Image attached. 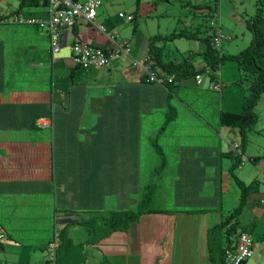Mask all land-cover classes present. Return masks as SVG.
<instances>
[{
    "label": "crops",
    "instance_id": "obj_1",
    "mask_svg": "<svg viewBox=\"0 0 264 264\" xmlns=\"http://www.w3.org/2000/svg\"><path fill=\"white\" fill-rule=\"evenodd\" d=\"M19 1H14L16 9H11L10 3L0 0V16L11 12L23 15L24 9H30L25 13L32 18L47 16L41 0L38 5L17 12ZM133 5L128 3L126 8L134 7V11L109 14L106 24L111 33H120L119 42L129 46L130 56L142 60L148 55L150 38L162 33L160 24L154 21L150 30H135L136 26L128 24L135 21L137 8ZM194 5L214 11L213 17L209 15L204 36L192 31L188 43L174 47L179 51L174 55L166 41L157 44L168 51L164 57L172 55L174 61H181L192 52L191 61L197 69L206 64L201 38L219 29L224 34L225 25L230 40L239 20L222 18V10H211L208 1H195ZM100 14L96 18L102 20ZM128 15L131 20H126ZM16 24H0V225L7 236L0 245V264H46L52 255L48 243L65 225L73 243L81 242L76 250L88 256L89 264H222L220 251L218 260L212 255L208 235L223 216L221 210L217 216L213 214L218 207L153 208L130 222L126 229L97 240H88L93 230L88 236L87 228L82 227L89 225L79 221L90 218L92 213L105 215L137 206L148 185H141L137 175L142 168L143 139L150 137L149 122L161 116L165 122L159 131L170 120L178 122L176 130L159 133L164 137L160 145L155 138L152 141L159 157L157 169L176 170V202L215 204L217 198L213 194H219L222 174L231 158L227 154L232 152L229 143L239 142L244 148L238 129L220 123L221 112L236 114L243 108L244 86L238 84L241 74L237 64L226 60L219 65L215 73L219 91L210 87L208 71L198 74L200 83L195 77L189 79L191 82L171 81V77L166 82H150L131 68L128 56L100 68L81 70L73 68L70 44L77 36L107 48L111 44L104 34L81 22L75 23L73 29L63 32L62 48L53 63L48 55L47 32L33 24H26L35 26L33 32L19 30L14 28ZM193 28L199 32L195 24ZM16 32L21 37L11 36ZM39 36L42 47L35 44ZM177 37L180 36L174 38ZM219 51L222 52L221 41ZM38 69L47 71L49 84L17 89L25 75L31 72L34 77ZM213 93L217 110L198 113L193 105L200 102L199 110H203L200 106L207 109L204 96ZM176 107L185 113L177 112ZM39 119L48 120L49 124L38 126ZM254 131L259 129H249L245 139ZM191 132L198 136H191ZM193 139L198 142H188ZM259 147L262 150V145ZM245 157L255 164L257 153ZM152 159L157 158L151 155L148 162ZM112 170L116 172L113 174ZM242 172L243 178L248 177L245 170ZM206 179H212L217 187L212 195L204 197ZM258 188L244 204L246 210H251L249 221L238 220L240 230L252 235L257 257L264 247V187L259 184ZM239 231L230 235L225 234L229 231L224 228L225 240L220 248L234 243ZM23 232L32 235L26 242L18 238Z\"/></svg>",
    "mask_w": 264,
    "mask_h": 264
},
{
    "label": "rangeland",
    "instance_id": "obj_2",
    "mask_svg": "<svg viewBox=\"0 0 264 264\" xmlns=\"http://www.w3.org/2000/svg\"><path fill=\"white\" fill-rule=\"evenodd\" d=\"M16 0H6V2L10 3L11 9H16L14 6H16V3L14 2ZM136 0H103L102 5L98 8V12L102 13V20L99 18V16L96 18V22L98 24H102L106 32L112 34L114 37L116 36L117 41L119 42V39L121 40L120 33L117 35L116 33H111L110 28L107 26L106 22L108 17L113 14H117L118 12L126 13L125 11H134V7L131 10H128L126 6L128 3L135 4ZM195 1L200 0H139V6L135 12V21L129 22L131 26H136L135 30L142 28V29H151V22H155L156 24H160V31L162 35L170 34L172 32H179L181 30H190L195 31V34L199 36H204V30L206 28L207 20H209V15L213 14V12H210L208 8L203 7H197L195 6ZM201 1H208V4L212 5V9H215V6L217 8V12L222 10V18H226L228 21L233 19H237L238 17V24L234 27L232 31H234L235 35H231V39H228V36L225 34L228 32V27L223 26L222 30L225 34L226 38H222L221 41V50L224 53H236L240 49L245 48L252 37V33L248 27L245 25L246 19L254 15L256 12L255 7V0H201ZM136 5V4H135ZM133 5V6H135ZM25 11L29 12L30 9H24L22 11V16L25 18L30 17L31 15H28L25 13ZM12 13V12H11ZM11 13H7L5 15H10ZM110 14V15H109ZM213 17V15H212ZM32 18V17H30ZM36 19V18H34ZM143 20V21H142ZM145 20V21H144ZM146 22V24H144ZM227 22V21H226ZM199 23V24H198ZM228 23V22H227ZM12 24V23H10ZM23 24V25H22ZM27 23H17L14 25V28H17L19 30H28L29 32H33L35 29V26L33 25H26ZM196 25L199 32H197L193 25ZM198 24V26H197ZM138 27V28H137ZM199 27V28H198ZM220 30V29H219ZM221 34H223L220 31ZM223 34V35H224ZM11 36H15L16 38L21 37L20 34L17 32L15 34H12ZM175 35L170 36L166 38V44L170 48V50H174L177 45H185V43H188V36H180L177 38ZM41 36L37 37V42L35 44L37 46L42 47V41ZM49 46V45H48ZM216 45H213L214 50H218L219 47H215ZM173 54V53H172ZM176 56V55H175ZM204 59V57H202ZM60 71V69H59ZM43 72V73H42ZM43 69H38L34 72V77H32L31 72L29 75H25V80H21L19 84H17V89H25V88H35L37 86H40L43 84H49L48 78L45 75L47 73H44ZM58 73V72H57ZM30 76V78H29ZM192 78H185L184 80L191 82L189 80ZM183 80V79H182ZM215 81V80H212ZM244 86V85H243ZM221 89V87H220ZM218 91V90H217ZM245 93V91H244ZM217 94V93H216ZM215 96V94H207L204 96V102L207 103V109H204V107L200 106L202 111L199 110L198 106L200 105V102H197V105H193L194 108L198 113L205 114L204 112L211 113V110L215 112L217 110V105L213 102L212 97ZM190 97V96H188ZM177 112L185 113L182 110H179L178 107H176ZM254 111L257 115V122L252 128L259 129V131H254L250 133L247 138L244 141V148L240 147V149H243V154L245 156H250L252 153H257V160L256 163L253 164L252 162L246 161L245 163H241L238 161L237 165H233L235 161L234 154L235 151H233L230 147V150H232L230 156L232 158H228L227 160V168L226 172L222 174V183L220 185V191L219 194H213L215 198H217V201L215 204H210L209 201H205V203L200 204L201 202H176V199L173 195V189L176 188L175 186V174L176 171L174 168H165L163 170H158L157 166L159 165L158 160V154L155 153V149H153L152 141L155 138L156 141L159 143H162V140H164L163 135H160L159 133L162 131V134L170 133L177 128V121L170 120L168 123V126H163L161 128V131H159V128L161 125L164 124V117L161 116V119L154 120L149 122L151 125L148 128L150 130V137H146L143 139V150L141 154V160L140 164L142 168L137 170V175L140 180L139 183L142 184H148L145 189L142 192L143 200L144 198H148V202L145 204L146 206L150 208H168V209H174V208H185V209H211L213 207H218L219 209L213 210V214L217 216L221 210L223 216L220 218L223 220L236 206H238L240 193H241V187L237 184V180L243 181L245 184L250 183L253 179L258 180L259 184L264 187V93L261 94L260 100H258V104L255 105ZM170 112V111H168ZM163 118V119H162ZM186 122L185 124H187ZM190 123V122H189ZM184 124V125H185ZM157 131V132H155ZM159 131V132H158ZM153 132V133H152ZM191 136L197 137L198 133L191 132ZM191 141L197 140L193 139ZM262 145V150L259 147ZM154 153H151V152ZM251 151V152H250ZM151 153V154H150ZM154 156V158L148 162L149 157ZM170 155H173L171 152ZM235 161V162H234ZM152 164V165H150ZM157 169V170H156ZM245 170L249 175L246 178L242 177V171ZM209 171V170H208ZM113 174L116 172V170L111 171ZM119 172V171H117ZM136 175V176H137ZM115 177V176H114ZM118 179V173L116 175ZM237 178V180H236ZM204 184V197H207L208 194L212 195V191L217 187L213 181H210L212 179H206ZM188 188H193L192 185H188ZM188 193L191 194V190L188 191ZM115 198V196H113ZM169 199V200H167ZM140 200V201H141ZM139 201V202H140ZM138 202V203H139ZM114 203V201H112ZM248 204V203H247ZM138 205V204H137ZM214 205V206H212ZM134 207L133 209H135ZM247 206L245 205L243 208V211L240 215H238V220L240 222H247L249 221L251 216V210H246ZM132 209V208H131ZM91 214V213H89ZM92 213L90 218H87L86 220H92V223L89 226H85L82 228H87L89 234L92 232V230L97 229L98 226H93L97 223L101 224L103 213ZM83 230V229H82ZM237 231L240 230V227L236 228ZM236 231V232H237ZM224 229L218 228L214 229L211 234L210 239V245L212 248V255L214 256L215 260H218L220 246H222L224 240H225V234ZM81 233H76V236L79 237ZM231 235H233L231 233ZM29 236L32 237L31 234L27 232L20 233L18 235V238L21 239L23 242H26ZM87 237V236H84ZM3 243V242H2ZM6 243V242H4ZM78 252H75L77 254ZM82 263L85 262V264H89L88 256L83 254L80 257ZM3 261V260H2ZM5 264V263H4ZM9 264V263H7Z\"/></svg>",
    "mask_w": 264,
    "mask_h": 264
},
{
    "label": "trees",
    "instance_id": "obj_3",
    "mask_svg": "<svg viewBox=\"0 0 264 264\" xmlns=\"http://www.w3.org/2000/svg\"><path fill=\"white\" fill-rule=\"evenodd\" d=\"M39 3L40 0H20L17 12L23 8L38 5ZM42 3L46 5V1H43ZM135 4L136 8H138L139 0H136ZM255 7L256 12L254 15L246 19V25L252 33L250 42L245 48L240 49L236 53L230 54L214 50L213 45L215 42L213 41V38L215 37V34L212 33L211 36L208 35L201 38V41L204 44V50L202 53L206 63L204 67L196 69L193 66L191 61L193 58L192 52L186 53L181 61H174V57L169 54L168 57L165 58L164 55H167L166 53L168 51L162 50L157 43L160 42V40L166 41V38L173 35H192V31L190 30H181L179 32H172L169 35L152 36L149 41L148 59L146 60L149 69L165 82L168 77H171V81H179L185 78H193L205 71L209 72V77L212 80H216L215 73H217L219 65L226 60L234 61L240 70L239 73L241 74V78L238 81V84L244 85L243 89L245 91V101L240 113L235 114L221 112L220 123L221 125L237 128L241 136L242 143H244L246 133L252 128L257 120L254 107L261 94L264 93V0H255ZM215 9H217L216 6ZM11 14H13V12ZM5 16L6 15H1L0 19ZM0 24L10 23L0 22ZM178 52V49L175 48L172 50L171 54L173 53L174 55ZM73 68L86 70L76 65H74ZM142 76L147 79V76ZM33 123L34 121L32 124ZM227 154L230 155L231 151H228ZM234 155L236 162L234 161L235 163L233 165H237V161H239L238 155ZM237 184L241 187L238 206H236L223 220L212 226L209 230V234H211L214 229L226 228V231H229V233L227 232L225 234L231 235V233H235L237 231V227L241 226L238 221V215L242 213L243 206L248 201L249 195L258 191L259 182L258 180L253 179L250 183L245 184L243 181L237 180ZM148 200V198L141 200L135 209L114 210L103 215L101 224L97 223L93 225L98 227L95 230L93 229V233L88 237V240L101 239L108 236L113 231L126 229L130 222L137 220L143 213L153 210V208L145 205ZM79 222L84 223L85 225H90L92 220H80ZM239 232H244V230L241 229ZM209 238L211 239V235H209ZM54 240H57V244L51 252V259L47 260L46 264H82L80 259L82 254L80 251L78 252L76 250L81 242L79 241L77 244L73 243L66 225L55 232L49 243ZM49 250L51 251V249ZM75 252L78 253L75 254ZM220 252L222 257L223 248Z\"/></svg>",
    "mask_w": 264,
    "mask_h": 264
},
{
    "label": "built area",
    "instance_id": "obj_4",
    "mask_svg": "<svg viewBox=\"0 0 264 264\" xmlns=\"http://www.w3.org/2000/svg\"><path fill=\"white\" fill-rule=\"evenodd\" d=\"M46 1L47 16L41 19L25 18L19 13H13L7 17L0 19L1 23H27L36 25L39 29L44 30L48 34L49 54L54 63L59 54L63 43V32L73 29L75 23L81 22L88 27L95 29L97 32L104 34L110 41L109 47H102L94 44L90 40H81L77 36L70 44V59L73 65L82 69L100 68L106 66L111 61L121 57L128 56L131 60L130 66L142 75L147 76L148 81L161 83L160 77L149 69L146 60L135 59L130 56V48L124 43L118 42L116 36L106 32L102 24H98L95 19L98 13V8L103 0H41ZM132 16H126V20H131ZM223 35L218 32L213 41L217 47L220 46V40ZM196 82L200 83L201 76H195ZM210 87L214 90H220V83L212 81ZM38 126L48 125L49 121L39 119L36 121ZM229 146L235 153L240 156V164L250 161L242 153L239 143H229ZM6 232L0 225V244L6 239ZM56 242H52L49 247L50 252L55 248ZM255 243L251 234L247 232H239L235 242L223 248L222 264H264V247L260 251L259 256L255 253ZM2 250L0 246V259Z\"/></svg>",
    "mask_w": 264,
    "mask_h": 264
},
{
    "label": "bare ground",
    "instance_id": "obj_5",
    "mask_svg": "<svg viewBox=\"0 0 264 264\" xmlns=\"http://www.w3.org/2000/svg\"><path fill=\"white\" fill-rule=\"evenodd\" d=\"M6 17H7V15H6ZM218 32H220L219 30H217L216 32H215V35L218 33ZM223 35V34H222ZM223 38H226L227 39V37L225 36V35H223ZM50 55V54H49ZM46 127V126H45ZM7 238V237H6ZM53 242H56L57 243V240H54ZM52 243V242H51ZM51 243H49V245L51 244Z\"/></svg>",
    "mask_w": 264,
    "mask_h": 264
},
{
    "label": "clouds",
    "instance_id": "obj_6",
    "mask_svg": "<svg viewBox=\"0 0 264 264\" xmlns=\"http://www.w3.org/2000/svg\"><path fill=\"white\" fill-rule=\"evenodd\" d=\"M218 50H219V48H218ZM239 143V142H238Z\"/></svg>",
    "mask_w": 264,
    "mask_h": 264
}]
</instances>
